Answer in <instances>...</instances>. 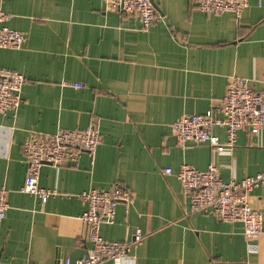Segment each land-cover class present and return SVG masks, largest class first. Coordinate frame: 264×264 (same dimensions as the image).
<instances>
[{
    "label": "crops",
    "instance_id": "obj_1",
    "mask_svg": "<svg viewBox=\"0 0 264 264\" xmlns=\"http://www.w3.org/2000/svg\"><path fill=\"white\" fill-rule=\"evenodd\" d=\"M157 18L148 29L138 16L110 10L102 0H0L6 25L26 37L20 49L0 48V68L25 77L18 110L0 115V186L8 210L0 228V264H61L90 247L78 197L119 185V202L104 240L142 244L133 264H264V187L249 194L262 214L250 252L241 224L211 214L184 215L185 197L174 173L182 164L215 165L225 181L264 171V129L238 131L230 153L207 143L183 146L171 125L184 115L218 106L231 76L264 90V0H248L239 17L205 14L192 0H151ZM63 82L81 85L80 89ZM96 124L101 143L93 158L40 169L38 184L52 195L42 203L20 191L26 166L22 145L30 131L83 130ZM221 142L225 132L214 128ZM171 168V175L164 169ZM122 263H127L126 259ZM103 264H113L106 261Z\"/></svg>",
    "mask_w": 264,
    "mask_h": 264
},
{
    "label": "built area",
    "instance_id": "obj_2",
    "mask_svg": "<svg viewBox=\"0 0 264 264\" xmlns=\"http://www.w3.org/2000/svg\"><path fill=\"white\" fill-rule=\"evenodd\" d=\"M110 10H117L127 15H136L143 29L152 26L157 13L151 0H102ZM193 5L205 14L233 13L239 17L248 0H192ZM11 15L0 10V48L20 49L26 42L23 33L10 29L6 22ZM25 77L17 71L0 68V115L18 110L22 103L21 90ZM64 86L80 89L81 85L63 82ZM214 128L225 132L226 139L221 142L214 134ZM264 129V90L256 91L248 80L231 76L226 92L220 104L204 114L184 115L171 125V131L183 146L187 142L207 143L217 153H230L236 146L238 131L258 135ZM101 143V135L96 124L83 130L58 129L54 133L30 131L22 145L25 162V180L20 188L22 193L38 197L42 203L52 192L38 184L40 169L45 164L61 166L77 164L82 153L93 158ZM171 168L164 169V174L171 175ZM180 182L185 197L184 215L195 213L211 214L223 222L241 224L248 250H256V241L262 232V214L254 210L249 201V194L258 187H264V171L240 181L225 182L218 168L211 164L205 170L182 164L174 173ZM8 191L0 186V228L8 210ZM78 197L85 204V211L80 216L86 230V239L91 247L88 253L75 261L64 258L61 264H133L135 257L127 256L131 248L139 247L144 234L136 229L132 240L117 242L104 240L100 235L102 224H112L115 220L116 207L122 202L126 207L131 202V194L119 185L108 190H89ZM126 259L127 263H122Z\"/></svg>",
    "mask_w": 264,
    "mask_h": 264
},
{
    "label": "water",
    "instance_id": "obj_3",
    "mask_svg": "<svg viewBox=\"0 0 264 264\" xmlns=\"http://www.w3.org/2000/svg\"><path fill=\"white\" fill-rule=\"evenodd\" d=\"M154 6V5H153ZM155 8V7H154Z\"/></svg>",
    "mask_w": 264,
    "mask_h": 264
},
{
    "label": "bare ground",
    "instance_id": "obj_4",
    "mask_svg": "<svg viewBox=\"0 0 264 264\" xmlns=\"http://www.w3.org/2000/svg\"><path fill=\"white\" fill-rule=\"evenodd\" d=\"M6 49V48H5Z\"/></svg>",
    "mask_w": 264,
    "mask_h": 264
}]
</instances>
